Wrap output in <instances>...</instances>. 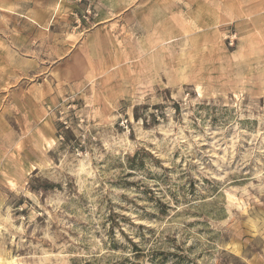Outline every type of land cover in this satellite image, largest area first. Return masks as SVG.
I'll return each mask as SVG.
<instances>
[{"label":"rangeland","instance_id":"rangeland-1","mask_svg":"<svg viewBox=\"0 0 264 264\" xmlns=\"http://www.w3.org/2000/svg\"><path fill=\"white\" fill-rule=\"evenodd\" d=\"M0 264H264V0H0Z\"/></svg>","mask_w":264,"mask_h":264}]
</instances>
